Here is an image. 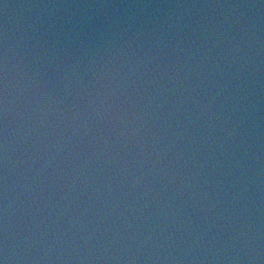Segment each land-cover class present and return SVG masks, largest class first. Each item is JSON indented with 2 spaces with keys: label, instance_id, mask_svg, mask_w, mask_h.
<instances>
[{
  "label": "water",
  "instance_id": "1",
  "mask_svg": "<svg viewBox=\"0 0 264 264\" xmlns=\"http://www.w3.org/2000/svg\"><path fill=\"white\" fill-rule=\"evenodd\" d=\"M0 259L264 264V81L161 0H0Z\"/></svg>",
  "mask_w": 264,
  "mask_h": 264
},
{
  "label": "clouds",
  "instance_id": "2",
  "mask_svg": "<svg viewBox=\"0 0 264 264\" xmlns=\"http://www.w3.org/2000/svg\"><path fill=\"white\" fill-rule=\"evenodd\" d=\"M0 264H6V260L5 259H0Z\"/></svg>",
  "mask_w": 264,
  "mask_h": 264
}]
</instances>
